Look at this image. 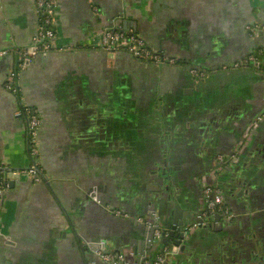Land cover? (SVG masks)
<instances>
[{
    "label": "crops",
    "instance_id": "obj_1",
    "mask_svg": "<svg viewBox=\"0 0 264 264\" xmlns=\"http://www.w3.org/2000/svg\"><path fill=\"white\" fill-rule=\"evenodd\" d=\"M57 1L53 47L21 73L19 95L5 82L16 56L0 59V166L34 161L24 105L43 119L41 180L9 175L0 264H104L87 248L101 240L130 261L149 255L133 217L156 211L172 224L177 207L185 223L196 217L213 158L237 143L239 162L221 178L235 219L193 230L169 264H264V72L222 69L264 52V0ZM38 22L35 0H0V49L29 46ZM109 28L177 64L100 48ZM192 67L208 77L195 82Z\"/></svg>",
    "mask_w": 264,
    "mask_h": 264
},
{
    "label": "built area",
    "instance_id": "obj_2",
    "mask_svg": "<svg viewBox=\"0 0 264 264\" xmlns=\"http://www.w3.org/2000/svg\"><path fill=\"white\" fill-rule=\"evenodd\" d=\"M57 0H35L36 13L38 15V32L33 38L32 43L23 49L18 51V66L19 71L25 68L34 57L40 54L48 53L54 44V40L57 36L58 17H57ZM258 28V27H257ZM97 45L102 49H110L113 51H126L133 58L163 62L175 63V59L171 56L165 57L164 53L155 50L148 46L146 40L133 31H126L122 28H109L100 33ZM13 51L9 49L0 50V58L6 57L12 54ZM260 58L251 54L243 60L234 63V67L244 66L255 63L259 66ZM191 72L195 77L204 76V72L198 68H192ZM16 73L12 71L9 76V80L6 82V86L11 89L12 92L18 94L19 87L12 84L15 80ZM24 114L28 121V134H29V152L35 162H32L29 167L24 170V173L34 177L35 181H39L40 177L37 170V157L39 155V132L42 126V118L38 111L29 105H24ZM259 120L261 118H258ZM220 158V157H219ZM222 159V158H221ZM0 224L2 221V213L5 206L6 192L9 188V180L6 174L0 172ZM211 178H213L211 176ZM214 180V179H213ZM202 202L204 204V210L200 212L196 217L203 219V224H208L211 217H214L217 213H222L226 217H231L229 209L223 205V193L221 188L215 184V181L207 184L203 189ZM200 225L199 222H189L184 225L182 229L183 235L180 237V242H170L169 244H161L154 257L144 254L140 259L130 261L126 254L119 251L110 249L107 242L104 240L94 244L95 255L105 264H169L171 256L180 252L181 245L185 242L189 232H192ZM155 231L152 238V243L160 242L163 237H168L169 232L163 233L162 228L158 224H154Z\"/></svg>",
    "mask_w": 264,
    "mask_h": 264
},
{
    "label": "water",
    "instance_id": "obj_3",
    "mask_svg": "<svg viewBox=\"0 0 264 264\" xmlns=\"http://www.w3.org/2000/svg\"><path fill=\"white\" fill-rule=\"evenodd\" d=\"M26 47H28V46H26ZM26 47H22V48H19V49H9V50H11V51H13L12 52V54L11 55H15L16 56V63H15V66L11 69V70H9V73H8V75H7V77H6V80H5V82H7L8 80H9V76H10V74L12 73V71H15V73H16V77H15V80H14V82L12 83V84H14L15 86H17V87H19V77L21 76V73L26 69V67L29 65V63H27L26 64V66H25V68L24 69H22L21 71H19V66H18V51L20 50V49H23V48H26ZM2 49H8V48H2ZM2 49H0V50H2ZM11 55H9V56H11ZM7 57V56H6ZM1 59V58H0ZM13 94H15L14 92H12ZM20 94V92L18 93V95ZM20 99H21V96H20ZM22 113L24 114V107H23V109H22ZM27 118V117H26ZM27 126H28V121H27ZM34 160V159H33ZM32 162H35V160L34 161H32ZM29 167V166H28ZM27 167V168H28ZM27 168H24V169H18V168H16L15 170H13L12 168H10L8 165H3V166H0V172L1 171H3L5 174H6V176H7V179L10 181V178H9V175L11 174V172H15V173H20L21 171L22 172H24V170H26ZM233 169V168H232ZM232 169H230V170H232ZM37 170H38V167H37ZM21 172V173H22ZM39 174V173H38ZM31 176V175H30ZM1 177V176H0ZM32 177V176H31ZM33 179H34V177H32ZM236 180H239L240 181V179H238V178H236ZM238 182V181H237ZM91 196H95V194L94 193H91ZM175 214H176V216H175V218L177 217V219H179V220H177L176 221V219H175V221H173V223L172 224H167L166 223V220L158 213V212H156V211H152L151 212V214H150V217L149 218H142V217H133V220H134V223H137V224H141L143 227H144V230L146 231V236H147V239H148V243H149V249L152 251V256L151 257H154L155 256V254L157 253V250H158V248L160 247V245L161 244H163V243H165V242H167L168 240H169V236L172 238H174L175 239V243H179L180 242V237L183 235V233H182V229H183V227H184V225L185 224H187L188 222H190V220H191V222L192 221H195V222H197L198 223V221L200 222V223H202V224H200V225H198L197 226V228L195 229V230H197L198 231V229L199 228H203V229H208V227L209 226H211V223H208V224H203V219L201 218V217H199V218H197V217H190V219L189 220H187V222L185 223V221L184 220H182L181 218H182V215L180 216L179 214H180V212H181V210L177 207L176 208V210H175ZM179 215V216H178ZM214 221H216V222H221V223H219V225L218 226H216L215 227V230L217 231V230H221L222 228H223V224H222V222H223V219H222V215H220V214H216L214 217H211ZM211 219V220H212ZM154 224H158L159 225V227L160 228H162V230H163V233H164V235H165V233L166 232H169V235H168V237H163V239L160 241V242H157V243H152V238H153V234H154V231H155V226H154ZM219 229H218V228ZM194 230V231H195ZM193 231V232H194ZM104 241H106V240H104ZM108 245V244H107ZM186 245H187V241L186 242H184V244H182L181 245V248H180V252H181V250H184L185 249V247H186ZM95 246H94V244H89L88 246H87V248L90 250V252H92L94 255H95V248H94ZM114 251H119V252H123L122 250H118V249H113ZM179 252V253H180ZM138 254V253H137ZM136 254V256L134 257L135 259L134 260H136V259H140V257L142 256V255H144V254H146V253H144V254H140V255H137ZM96 256V255H95ZM96 258L100 261V262H102L97 256H96ZM129 259V258H128ZM105 264V263H104Z\"/></svg>",
    "mask_w": 264,
    "mask_h": 264
},
{
    "label": "flooded vegetation",
    "instance_id": "obj_4",
    "mask_svg": "<svg viewBox=\"0 0 264 264\" xmlns=\"http://www.w3.org/2000/svg\"><path fill=\"white\" fill-rule=\"evenodd\" d=\"M152 48V47H151ZM154 49V48H153ZM251 54H253V55H256V56H258L259 58H260V61H259V66L258 65H256L255 63H253V62H250V64H248V65H244V66H237V67H234L233 65H234V63H232V64H223V66H222V69H224V70H230V69H232V68H242V67H244V68H253V69H255L256 71H263L264 72V52H262V51H259V49H255V50H253L252 51V53H249L248 55H246L245 56V58L246 57H248V56H250ZM165 55V57H167V56H169V55H167L166 56V54H164ZM136 59V58H135ZM175 59V58H174ZM244 59V58H243ZM242 59V60H243ZM136 60H138V61H141L142 63H144V64H157V65H176L177 64V60L175 59V63H168L167 61H163V62H154V61H145V60H140V59H136ZM239 61H241V60H239ZM239 61H236L235 63H237V62H239ZM196 68H198L201 72L203 71L204 72V76H202V77H195L194 76V74L191 72V69L192 68H190V70H189V72H190V74H191V76H192V78H193V80L195 81V82H200V81H203V80H205L207 77H208V72H206L205 70H203V69H201L200 67H196ZM258 118H261L260 120L258 119ZM262 119H263V117L262 116H258L253 122H252V126H251V130H255V129H257L256 127L258 126V123L260 122V121H262ZM42 124H43V119H42ZM42 127V126H41ZM40 130H41V128H40ZM251 131H248V136H250V133ZM29 133V132H28ZM40 133V132H39ZM250 133V134H249ZM28 139H29V134H28ZM38 140H39V136H38ZM242 140H244L243 138H242ZM28 143H29V145H30V142L28 141ZM244 143H245V140H244ZM242 145H243V143H242ZM39 146H40V143L38 144V148H39ZM244 146V145H243ZM240 147H241V145H239L238 143H237V145H236V148L234 149V151L232 152V153H229V154H224V153H218L217 155H215V157L213 158V164H212V167H211V170L208 172V174L206 175V177L203 179V181L201 182V193H203V189H204V187L207 185V184H209V183H211V182H213V181H215V184H217L220 188H221V190H222V193H223V205L224 206H226L228 209H229V212H230V214H231V217L229 218V217H226L224 214H222V213H217V214H220V215H222V219H223V222H222V224L223 225H226L227 223H231L234 219H235V214L233 213V211H232V209H231V207L229 206V205H227V203H226V201H225V193H224V188H223V185H222V176L223 175H225L226 173H228V171H230V169H232V168H234L237 164H238V162H239V159H240ZM242 155V154H241ZM32 157V156H31ZM220 157V158H219ZM33 158V157H32ZM38 159H39V155H38V157H37ZM222 158V159H221ZM163 163L165 162V161H162ZM36 164H37V167H38V173H39V171H40V168H39V164L36 162ZM165 164V163H164ZM211 176L213 177V178H211ZM40 177V176H39ZM214 179V180H213ZM40 180H41V177H40ZM39 180V181H40ZM202 196H203V194H202ZM202 196H201V211L200 212H202L203 210H204V204H203V202H202ZM200 214V213H199ZM198 214V215H199ZM215 216V215H214ZM199 218V217H198ZM212 219V218H211ZM210 219V221L208 222V223H211V226H209L208 227V229L210 230H215V227L216 226H218L219 225V223H221V222H216V221H214L213 219L211 220ZM191 222V221H190ZM199 222V221H198ZM189 223V222H188ZM199 224H202V223H200L199 222ZM252 260H254V259H252ZM261 262H264V257L263 258H261ZM249 264H253V261H250V263Z\"/></svg>",
    "mask_w": 264,
    "mask_h": 264
},
{
    "label": "rangeland",
    "instance_id": "obj_5",
    "mask_svg": "<svg viewBox=\"0 0 264 264\" xmlns=\"http://www.w3.org/2000/svg\"><path fill=\"white\" fill-rule=\"evenodd\" d=\"M192 68H196V67H192ZM25 104V103H24ZM0 226H1V224H0ZM193 233V231L192 232H189V234H188V236H187V238H186V240H185V242L186 241H189L190 239H191V234ZM184 244V243H183Z\"/></svg>",
    "mask_w": 264,
    "mask_h": 264
},
{
    "label": "trees",
    "instance_id": "obj_6",
    "mask_svg": "<svg viewBox=\"0 0 264 264\" xmlns=\"http://www.w3.org/2000/svg\"><path fill=\"white\" fill-rule=\"evenodd\" d=\"M170 242H175V239L172 237L169 236V240L163 244H169Z\"/></svg>",
    "mask_w": 264,
    "mask_h": 264
}]
</instances>
